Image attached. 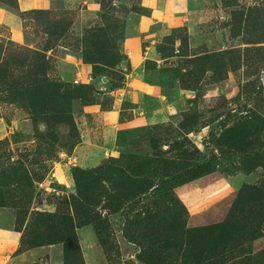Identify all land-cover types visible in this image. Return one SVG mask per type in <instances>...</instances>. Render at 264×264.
<instances>
[{
  "label": "rangeland",
  "instance_id": "obj_1",
  "mask_svg": "<svg viewBox=\"0 0 264 264\" xmlns=\"http://www.w3.org/2000/svg\"><path fill=\"white\" fill-rule=\"evenodd\" d=\"M255 6L264 7V0H54L28 10L19 0H0V67L10 65L0 79V264H65L62 244L29 247L27 241L43 226L38 214L72 213L74 167H81L75 152L83 161L101 155L98 145L80 146L84 130L99 141L98 113L116 104L129 80L139 82L141 102L124 100L121 119L131 120L137 108L139 121L120 128L117 147L97 166L151 152L153 144L173 155L187 138L189 164L155 182L175 186L189 227L223 221L245 184L264 185V54L251 51L264 45V28L247 43L251 37L234 36L228 25L233 11ZM9 21L22 27L19 37ZM101 28L113 39L105 57L88 53ZM228 49L240 51L233 60L238 68L221 72L219 57L212 64L202 58ZM68 54L88 70L64 81L56 60ZM46 79L72 84L71 111L33 112L26 88ZM251 152L263 164L245 170ZM154 198L147 193L117 212L101 211L109 255L95 225L78 228L86 264H147L153 250L134 222ZM259 230L261 237L239 249L241 264H264V222Z\"/></svg>",
  "mask_w": 264,
  "mask_h": 264
},
{
  "label": "trees",
  "instance_id": "obj_2",
  "mask_svg": "<svg viewBox=\"0 0 264 264\" xmlns=\"http://www.w3.org/2000/svg\"><path fill=\"white\" fill-rule=\"evenodd\" d=\"M228 25L234 36L248 35L251 39L247 38V43H254L258 30L264 28V7L235 10ZM99 31L93 35L94 42L89 40L91 49L88 53L105 57L113 39L103 28ZM251 51L262 55L264 45ZM239 52L228 49L203 55L202 58L206 62L211 59L212 64L213 58L219 57L217 68L223 72L239 67L233 62L241 58ZM232 56L235 58L232 59ZM9 66L0 67V79L8 76ZM71 87V83L49 79L31 83L26 88L27 102L34 113H67L71 111L72 102L77 96ZM180 140L173 155H163L164 152L153 144L152 151L144 154L132 153L121 160L112 159L89 169L75 166L77 190L70 195L72 213L38 214L43 226L34 233L32 240L27 241V245L62 244L65 264H86L77 229L93 224L100 243L109 255L113 245L109 240L108 228L105 229L107 221L103 218L102 210L117 212L126 203L151 193L155 200L150 206H144V215L138 214L134 222L147 249L153 250L147 254V264H164L169 259H181V256L183 264H241L237 261L241 257L239 249L262 235L259 229L264 222V185L245 184L232 211L223 221L189 227L186 219H182L185 205L172 194L175 186H170L168 182L161 185L155 182L156 178L170 176V172H179L189 164L190 151L184 144L189 140ZM245 156V170H253L263 164L256 160L260 155L255 152ZM3 204L4 200H0V205ZM235 242L239 243L237 250L233 246ZM245 259H249L247 255Z\"/></svg>",
  "mask_w": 264,
  "mask_h": 264
},
{
  "label": "crops",
  "instance_id": "obj_3",
  "mask_svg": "<svg viewBox=\"0 0 264 264\" xmlns=\"http://www.w3.org/2000/svg\"><path fill=\"white\" fill-rule=\"evenodd\" d=\"M19 1H20V7L23 10H28L31 8H49L53 5L54 0H24V1L19 0ZM9 23L12 26L14 35L15 36L17 35L19 37L21 35L20 32L22 30V27H20L19 24L12 21H9ZM56 66L60 77L64 81H71V79L75 77L73 75L74 71L76 72L78 69L83 68L84 71L88 70L86 69L87 66L82 65L81 62H79V60L74 58L73 55L71 54L70 55L68 54L67 57L65 58L56 60ZM116 100H117L116 104H114L110 109L105 111H99L98 113L99 118H102V122H103L98 132V134H100L99 141H95V137L89 136L88 132L90 130H84V134H83L84 138L80 143V146L87 144L98 145V148H100L101 151V155H99V157H91L89 161H83L82 160L83 157H81L80 154L76 151L74 155L75 158L73 159L75 160V163L77 165H80L81 167L84 168H91L97 166L99 164V161L105 158L107 153H111L117 147L118 134L120 128H123L125 124H132L133 122L136 123L139 121V113L136 110L137 108H133L134 113L131 120H127L124 123L123 120L121 119L123 108H121L120 106L124 100L139 105L141 99H140L138 81L134 82L129 80L126 87L122 88L121 95H119ZM86 110L91 111L94 109L87 108ZM121 122H123L124 124H121Z\"/></svg>",
  "mask_w": 264,
  "mask_h": 264
}]
</instances>
